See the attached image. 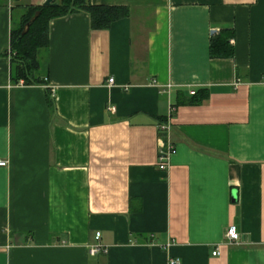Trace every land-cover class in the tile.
Masks as SVG:
<instances>
[{"label":"crops","instance_id":"crops-1","mask_svg":"<svg viewBox=\"0 0 264 264\" xmlns=\"http://www.w3.org/2000/svg\"><path fill=\"white\" fill-rule=\"evenodd\" d=\"M4 1L0 264H264V0H90L131 17L54 19L47 85L9 55L15 12L46 0ZM226 29L235 55L212 58Z\"/></svg>","mask_w":264,"mask_h":264},{"label":"trees","instance_id":"trees-1","mask_svg":"<svg viewBox=\"0 0 264 264\" xmlns=\"http://www.w3.org/2000/svg\"><path fill=\"white\" fill-rule=\"evenodd\" d=\"M4 2L0 0V4ZM54 2L53 6H27L20 23L12 28L9 55L14 83L23 81L27 85H47V77L42 70V54L49 46L50 24L54 19L85 12L90 16L92 28L107 29L113 22L131 17L132 14V8L128 6L94 5L90 0H55ZM37 13L38 15L33 19ZM29 22L30 27L24 33ZM234 36L235 31L227 29L214 35L210 43V56L234 57L235 48L232 44ZM204 98L201 94H196L191 98L190 103H199Z\"/></svg>","mask_w":264,"mask_h":264},{"label":"built area","instance_id":"built-area-1","mask_svg":"<svg viewBox=\"0 0 264 264\" xmlns=\"http://www.w3.org/2000/svg\"><path fill=\"white\" fill-rule=\"evenodd\" d=\"M114 83H115V78L111 77L109 79V84L113 85ZM53 92H54V90H53ZM114 109L115 108L112 107V110H114ZM170 127H171L170 124H163V125H160V130H162L164 132H167V131L169 132ZM175 151H176V147L170 141L168 142V144L166 146H162V148H160L158 166L161 170H166L168 168L171 155ZM7 165H8L7 160L0 159V167H6ZM225 236L231 244H239V242H240L241 234H240L237 226H235V225L230 226L226 230ZM100 238H101V232H97L96 239L98 242L90 247V253L92 255H97L100 253H106L108 251V249L103 244L100 243ZM217 254H218L217 250L213 252V255H217ZM172 263L173 264L179 263V260L178 259L172 260Z\"/></svg>","mask_w":264,"mask_h":264},{"label":"water","instance_id":"water-1","mask_svg":"<svg viewBox=\"0 0 264 264\" xmlns=\"http://www.w3.org/2000/svg\"><path fill=\"white\" fill-rule=\"evenodd\" d=\"M54 4H55L54 0H46V1L44 2L43 6H53ZM37 15H38V13L34 16L33 19H35V17H36ZM33 19H32V20H33ZM32 20H31V21H32ZM29 27H30V22L26 25L25 30H24V33L28 31Z\"/></svg>","mask_w":264,"mask_h":264},{"label":"rangeland","instance_id":"rangeland-1","mask_svg":"<svg viewBox=\"0 0 264 264\" xmlns=\"http://www.w3.org/2000/svg\"><path fill=\"white\" fill-rule=\"evenodd\" d=\"M18 14H19V12L17 11V12H15V20H14V25H18ZM43 70V69H42Z\"/></svg>","mask_w":264,"mask_h":264}]
</instances>
